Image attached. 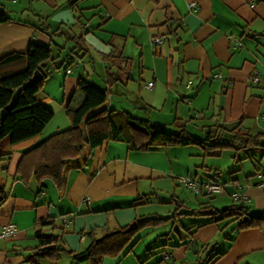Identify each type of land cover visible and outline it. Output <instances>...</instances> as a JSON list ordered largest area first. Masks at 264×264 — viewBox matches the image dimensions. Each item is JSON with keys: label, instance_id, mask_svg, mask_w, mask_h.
Wrapping results in <instances>:
<instances>
[{"label": "crops", "instance_id": "1", "mask_svg": "<svg viewBox=\"0 0 264 264\" xmlns=\"http://www.w3.org/2000/svg\"><path fill=\"white\" fill-rule=\"evenodd\" d=\"M7 2L0 0V11L11 18L0 23V58L27 52L32 41L75 53L65 67L46 76L39 92L55 113L44 131L57 113L65 115V124L59 121L53 131L70 127L66 106L83 77L110 88L104 106L114 109L120 121L127 114L171 131L180 122L189 132L214 124L264 132V0ZM157 36L159 43L153 42ZM76 38L84 49L76 47ZM115 90L122 98L113 99ZM133 101L138 115L127 110L126 103ZM44 131L17 143L8 138L0 142L6 153L0 160L5 186L0 228L10 222L18 227L17 235L0 239V264H90L66 251L57 261L37 254L36 229L42 226L60 235L67 248L83 250L92 240L91 230L100 237L138 219L161 216L159 210L170 211L173 200L189 208L193 204L188 203H202L196 192L190 199L179 177L190 176L194 167L209 173L216 169L205 160L198 164L203 148L202 154L187 152L190 144L135 149L126 136L87 147L86 161L69 170L61 189L50 177L25 182L16 172L18 163L26 149L48 137ZM255 169L234 174L216 201L228 198L227 205L250 206L252 214L263 217L260 224L239 228L236 220L223 229L216 216L201 217L185 234L158 233L155 239L167 245L152 256H146L148 248L143 251L139 241L161 226H148L133 250L106 257L102 264H264V188L259 186L264 165ZM236 192L244 201L234 199ZM221 205L213 206H227ZM50 218L54 225H39Z\"/></svg>", "mask_w": 264, "mask_h": 264}, {"label": "trees", "instance_id": "2", "mask_svg": "<svg viewBox=\"0 0 264 264\" xmlns=\"http://www.w3.org/2000/svg\"><path fill=\"white\" fill-rule=\"evenodd\" d=\"M10 19L6 11H0V23L8 22ZM75 40L76 47L84 49L82 42L77 38ZM73 54H75L73 51L65 53L59 51L56 55L51 44L32 41L27 52L15 51L0 58V142L6 136H10V142L17 143L44 131L55 113L49 105L39 99V92L43 88L46 76L65 67L67 60L73 58ZM40 66L45 69L46 76L28 84ZM110 94V88H103L86 78H80L66 106L71 120L70 127L52 133L24 151L16 170L21 180L28 182L32 178L41 180L50 177L61 189L66 184L69 170L81 166L86 161L87 147L93 148L107 140H121L126 136L131 147L135 149L198 144L206 155L212 156L221 155L226 148L239 150L260 147L264 150V132L251 133L239 127L228 129L219 124L208 125L204 128L203 137L198 138L180 122H175L174 131L148 118H140L132 123H120L113 113L115 110L104 106ZM124 130H127L125 136ZM5 154L0 152V160ZM4 187L0 182V204L5 198ZM188 212L212 216L218 212L225 216L233 215L238 220L239 228L260 224L263 221V217L251 213L250 206L236 202L222 209L210 205L186 211ZM170 217L173 215L148 216L136 220L133 224L114 228L100 237L91 230L88 234L92 240L83 250L67 248L60 235L47 233L40 226L36 229V236L39 239L37 254L57 261L62 252L66 251L76 261L102 264L106 257H118L133 250L140 240L137 236L143 229L156 226ZM44 224L54 225L55 220L41 219L39 225ZM191 228L188 227L189 230ZM165 244L159 243L149 247V256L162 252Z\"/></svg>", "mask_w": 264, "mask_h": 264}, {"label": "rangeland", "instance_id": "3", "mask_svg": "<svg viewBox=\"0 0 264 264\" xmlns=\"http://www.w3.org/2000/svg\"><path fill=\"white\" fill-rule=\"evenodd\" d=\"M8 5L10 4H15V2H13V0H8L7 2ZM54 47V46H53ZM57 47H55V49L53 48V53H55L56 55L59 54V51H57L56 49ZM99 85H101L100 83H98ZM113 99L114 100H118V98H122V96L117 94V90L113 91L112 93ZM134 102V103H133ZM133 102H129L130 104L126 103L128 105V111L131 112L133 115H138L139 113H141V111H138L137 109V102L133 101ZM140 116V115H139ZM117 121H119L120 123H129V122H136V119L133 117H128L127 114H125V121L123 120V118H121V121L119 120L118 117H116ZM65 115H63L62 113H57L55 120H53L52 124H50L48 126V128L44 131V135L46 137L49 136L50 134H52L54 131V127L57 125V123L60 121L62 124H65ZM64 126V125H62ZM50 131V133H49ZM192 132L196 137L201 138L204 135V131L200 132L199 130H195V131H190ZM127 134V130H124L123 135L125 136ZM8 138L10 140V136H6L4 139ZM185 147V146H183ZM186 151L189 152L190 149L193 150H198L199 152L202 151V147L199 146L198 144H190L189 146H186ZM0 152H2L0 150ZM202 154V152H200ZM206 157H205V156ZM204 155L202 154L201 156H199L198 158V164L201 165L203 160H205V164L207 165H211V164H215L214 168L216 169H211V173H209V171H202L200 169V167H194L192 173L190 176L193 177H197V179L199 180H206L207 178H211L214 179L216 181L225 183L226 186L224 189L228 188L227 184L230 180L231 177H233L234 174L239 173L240 175L242 174H249L250 172L253 173L255 169V167H258L260 165H264V150L260 147H251V148H246V149H239L236 150L234 148H226L223 153L221 155H216V156H212V155H206L204 153ZM259 169H262V167H260ZM204 172V173H203ZM3 176V174H1ZM210 175V177H209ZM208 176V177H207ZM210 180V179H207ZM4 181L0 178V182ZM183 185V184H182ZM180 185L183 189H185L189 196L190 199H195V191L193 189L189 190V187H187L185 185L182 186ZM204 193V194H202ZM201 194L197 193V196L200 197L199 199L202 200V203H188V204H193L192 208H189L186 205H179V203H177L176 201H172L171 205L168 204L169 206H167L168 209H170V211H160L159 212L162 214L160 217H167L170 215H173V217H170L168 220H165L163 222H161L159 225L161 226V229L156 230L155 232H152V236H148L146 239H141V241H139L141 244V248L144 251L146 248H149L150 246H156L158 245L160 242H162L159 239H155L157 238V234L161 233V232H167L168 235H179V234H185L187 231H189L188 226H190V224L197 222L201 217H208V216H212V215H198V214H192L190 212L186 213V211H191L194 208H199V207H206V206H210L211 204L213 205H217L222 204L221 206H225L227 205V203H229V199H224V201H216V197L218 196L217 194L211 195L209 193L206 192H202ZM224 202V203H222ZM212 205V206H213ZM195 206V207H194ZM152 207V206H151ZM176 212H181L180 214H176ZM152 216H157V215H152ZM159 216V215H158ZM214 216H216L219 220V222L221 223V227L223 229H226L227 227L231 226V224L236 221V219L234 218V216H225L223 213L218 212L216 213ZM201 218V219H202ZM157 225V227L159 226ZM165 225L167 227H165ZM164 226V227H162ZM163 237H165V235H163ZM154 238V239H153ZM159 240V241H158ZM143 241V242H142ZM164 242V241H163ZM167 244H165L166 246ZM210 245V244H209ZM163 246V247H165ZM208 246V245H207ZM162 247V248H163ZM206 248V246H205ZM148 253V251H147ZM149 253L146 255L148 256ZM145 256V257H146Z\"/></svg>", "mask_w": 264, "mask_h": 264}, {"label": "built area", "instance_id": "4", "mask_svg": "<svg viewBox=\"0 0 264 264\" xmlns=\"http://www.w3.org/2000/svg\"><path fill=\"white\" fill-rule=\"evenodd\" d=\"M195 4H196L195 1H193L189 5L191 7H194ZM161 40L162 38L159 36L153 38V42L155 43H159L161 42ZM67 71H70V68H68ZM253 79L259 80V77L254 76ZM153 84L154 82L151 81L149 82L148 85L152 86ZM188 84L191 85L192 81L190 80ZM179 180L181 183L185 184L187 187L193 189L196 193H202V192H206L209 194L219 193V192H222L226 186L225 183L216 181L214 179L199 180L193 176H181L179 177ZM259 186L264 188V179H262L259 182ZM234 199L244 201L243 198L237 192L234 194ZM64 222L67 223L69 222V220L66 217H64ZM17 233H18L17 225L13 222L7 223L0 228V239L14 237L15 235H17Z\"/></svg>", "mask_w": 264, "mask_h": 264}, {"label": "water", "instance_id": "5", "mask_svg": "<svg viewBox=\"0 0 264 264\" xmlns=\"http://www.w3.org/2000/svg\"><path fill=\"white\" fill-rule=\"evenodd\" d=\"M46 71L45 69L40 66L38 69L35 70L33 76L29 79V81L27 82L28 84H31L33 82L39 81L41 79H43L46 76Z\"/></svg>", "mask_w": 264, "mask_h": 264}]
</instances>
